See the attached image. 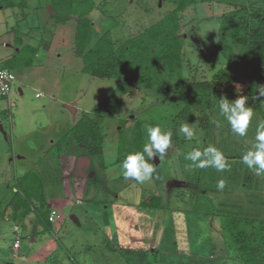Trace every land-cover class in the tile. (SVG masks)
I'll return each mask as SVG.
<instances>
[{
  "label": "rangeland",
  "instance_id": "rangeland-1",
  "mask_svg": "<svg viewBox=\"0 0 264 264\" xmlns=\"http://www.w3.org/2000/svg\"><path fill=\"white\" fill-rule=\"evenodd\" d=\"M172 1L94 0L96 7L88 14L92 26L88 47L105 31L110 32L115 46L122 44L171 11ZM26 2L24 18L19 9H0V62L22 45L30 44L37 49L30 65L13 70L16 80L9 93L10 104L0 98V264H50V261L128 264L127 259L131 264H157L149 253L154 248L161 254L176 252L177 261L180 256L186 255L188 259L198 253L205 258L204 264L220 261L221 230L227 216H236L238 227L245 229L250 227L251 220L256 224L264 219V175L253 173L241 159L255 142L257 124L264 120V99L248 97L246 103L253 108L254 116L247 135L239 137L219 114L216 95L202 101L190 99L185 89L174 84L180 78L214 83L222 76V86L228 90L226 95L235 100L242 87L232 84L224 73L227 72V58L222 52L225 48L217 44L221 17L234 6L248 2L264 8V0H195L181 12L178 31L183 38L181 62L159 68L162 81L169 86L164 94L155 84L149 88L136 83L120 88L122 79L97 78L82 72L84 51L74 45L77 20L54 25L47 0ZM228 45L229 57L240 49L234 40L227 39ZM38 92L42 95L37 97ZM208 99L210 108L206 104ZM101 102L105 103L102 105L105 109L92 112ZM82 113L98 122L103 138V153L97 158L76 146L73 138H78L77 135L67 136L72 154L78 152L84 159L78 161L86 167L89 164L86 171L70 169L69 191L73 196L82 191L79 199H86L81 204L70 200V205L59 212L54 209L58 219L53 222V233L32 221L31 215L35 213L30 206L29 220L20 226L18 234L13 233L16 222L10 216L3 217L8 200L18 198L12 188L24 173L31 172L33 177L48 178V192H53L51 179L57 175H42L44 167L47 164L55 167L58 162L55 143L70 132ZM135 120L172 132L173 141L163 157L149 161L156 173L142 184L126 180L121 169L125 156L134 150ZM183 123L194 128L196 134L192 140L178 133ZM209 144L225 154L228 170L194 168L185 158L193 148L202 150ZM72 161L75 162L73 158L67 160L71 167ZM92 162L95 165H90ZM220 179L225 181L222 190L216 187ZM195 182L202 193L198 194L190 184ZM90 194L95 196L96 204L90 200L92 197L87 199L86 195ZM152 195L161 197L164 208L139 207L140 202H147ZM71 215L75 218L71 219ZM116 218L122 219L120 224L136 223L143 235L131 236L129 230L116 223ZM186 224L190 248L175 250L173 245L181 246V239L186 242ZM34 226L37 233L31 241L29 234ZM16 235L21 239L19 247L14 249ZM47 239L54 249L45 257L40 256L37 253ZM137 240L144 247L134 245ZM211 241L215 243L216 256L208 254ZM152 242L157 246L151 245ZM144 253L145 259L140 262Z\"/></svg>",
  "mask_w": 264,
  "mask_h": 264
},
{
  "label": "trees",
  "instance_id": "trees-1",
  "mask_svg": "<svg viewBox=\"0 0 264 264\" xmlns=\"http://www.w3.org/2000/svg\"><path fill=\"white\" fill-rule=\"evenodd\" d=\"M194 1L173 0L174 8L171 11L118 46L113 44L110 32L105 31L89 47L92 26L88 14L96 7L94 0H47V3L54 25L65 24L73 19L77 20L74 45L81 52L84 51L81 58L83 62L82 72L97 78L122 79L120 88L129 87L135 83L149 88L155 84L156 88L164 94L168 85L162 81L159 68L161 65L170 67L175 64L179 65L181 62L183 38L178 32L180 13L192 5ZM26 8V0H0L1 10L19 9L23 14ZM218 34V47L225 48L222 52L227 58V72L224 73L230 77L232 84L241 85L242 88L238 90V95H245L253 99L257 95V90L264 86V8L253 5V2L234 6L232 10L222 15ZM227 39L236 41L240 47L238 52L231 57L227 54L229 51ZM36 53L35 47L25 44L6 60L0 62V65L13 71L21 65H30L32 57ZM222 84L221 76L214 83L208 81L193 82L180 78L174 86L185 89L186 96L190 99L197 98L202 101L211 95H216L217 101L222 96H227L230 99L231 95H226L228 90L224 89ZM258 99H264V97ZM210 103L211 101L209 102L208 99L206 103L208 108H210ZM102 105L105 103L101 102L94 106L92 112L97 113L105 109ZM146 124L150 125V123L142 120H135L134 122L133 152L142 150L143 144L147 141ZM69 131L65 137L58 140L57 145H61L69 134H74L78 136V138H73L76 146L85 150L87 155L97 158L102 155L103 138L99 124L92 120L87 113H82ZM36 177H33L31 172H26L20 178L21 180L16 182L12 189L18 198L8 200L5 212L9 207L11 210L9 216L18 223L30 212L31 206L36 219L48 230L51 225L48 220L50 208L44 195L43 182ZM199 181L200 178L198 177L197 182L199 183ZM197 182L190 184L195 186L196 192L200 194L202 192ZM139 207L157 210L164 208L159 195H152L147 202H140ZM238 222L239 219L234 215L224 219V226L230 237L228 240L231 241L237 254V258L234 259L240 260L243 264H259V262L264 264V219L256 224H252L251 220V225L247 229L239 228ZM121 225L124 226L125 224ZM126 225L129 227L137 226L136 223ZM187 228L186 224V242L180 237L182 241L181 250L190 248L188 247L190 243L188 242L189 231ZM134 234L138 237L143 235L137 230V227ZM228 240L223 238L226 244L229 242ZM135 243L142 247L145 245L139 240ZM173 247L178 250L179 245H173ZM209 249L208 254H216L212 243ZM213 251H215L214 254H212ZM145 253L140 258V262L145 259ZM149 253L153 256L154 262H158L157 264H190L192 261H196L197 264H204L206 261L204 257L198 256L202 253L194 254L195 259H187L188 256L186 257V255L180 256L179 261L175 259L178 254H161L157 248L150 250ZM127 262L131 264L130 259H127ZM50 264H56V262L50 261Z\"/></svg>",
  "mask_w": 264,
  "mask_h": 264
},
{
  "label": "clouds",
  "instance_id": "clouds-1",
  "mask_svg": "<svg viewBox=\"0 0 264 264\" xmlns=\"http://www.w3.org/2000/svg\"><path fill=\"white\" fill-rule=\"evenodd\" d=\"M261 97H264V86L257 90V95L253 99ZM248 99L245 95H238L235 100H230L227 96L218 99L219 114L230 125L231 131L239 137L247 135L249 124L254 116L253 108L246 103ZM145 130L147 141L143 144L142 150L128 153L121 163L123 177L141 184L151 180L156 173V168L149 161L163 157L173 143L172 132L162 130L159 125L146 124ZM178 133L183 134L187 140H192L196 134L189 123L181 124ZM185 158L191 161L192 167L198 169L212 167L217 172H223L230 168L225 154L211 144L203 147L202 150L193 148ZM241 159L253 173L264 175V120L257 124L255 142L243 153ZM216 187L222 190L225 187V181L220 179Z\"/></svg>",
  "mask_w": 264,
  "mask_h": 264
},
{
  "label": "crops",
  "instance_id": "crops-1",
  "mask_svg": "<svg viewBox=\"0 0 264 264\" xmlns=\"http://www.w3.org/2000/svg\"><path fill=\"white\" fill-rule=\"evenodd\" d=\"M21 90V89H19ZM54 141L51 140V143H53ZM58 140L56 141L55 144H57ZM69 141H68V138L65 139V141L61 144V145H57V151L56 152V157H57V160L58 162L55 163V167H50V165H46L44 167V171L42 175L44 176H49V174L55 176L57 175V177H53L51 179V187L53 188V192L51 194H49L48 192V183H49V179H41L42 182H43V185H44V195H45V198L46 200L48 201V207L50 208V212L51 210H56L59 212V209L60 208H63L64 206L66 205H70L71 201L73 200L75 204H81V202L83 200H85L86 198H83V199H79L81 197V192L77 193L75 191V188H74V191L76 192V196H73V193H71V191H69L70 189V175H69V171L70 169H78L79 171H82V170H87L89 168V164L86 166H83V162L82 161H78L79 160H84L82 155H80L78 152L74 154H72V152L70 151V147L68 145ZM22 158V157H20ZM74 159V161H72V166H70V163H67V160L71 161V159ZM90 165H95L93 162L90 164ZM86 167V168H85ZM85 170V171H86ZM54 173V174H53ZM41 175V176H42ZM94 186H91V188H93ZM81 189V188H80ZM14 191V189H13ZM73 191V192H74ZM75 192H74V195H75ZM76 197V198H75ZM87 199L89 200L90 197H92L90 200H92L95 204L97 203L96 199H95V196L90 194V195H86ZM79 199V200H77ZM71 200V201H70ZM76 201V202H75ZM73 203V204H74ZM53 204L55 205V207H53ZM233 206V205H232ZM10 208L8 207L6 209V213H4L3 217L4 218H8L9 214H10ZM30 213V212H29ZM27 214L23 217V219L21 220V222H18V223H15L13 225V233H16L18 234V231H19V228L20 226L22 227L24 225V221L25 220H29V217H30V214ZM50 214V213H49ZM71 219H74V215H71L70 217ZM121 218V217H120ZM31 219L32 221H36L37 223L40 224V222L36 219V216L34 215H31ZM122 219L119 220V218H116L115 221L116 223L120 224ZM50 222V221H49ZM51 225H50V229H48L50 232L53 233V230H52V227H53V223L50 222ZM121 224H127L126 222L124 223H121ZM123 228H126L127 230H129V234L132 236V235H135V230H136V227L135 226H123L121 225ZM223 224V223H222ZM42 225V224H41ZM16 228V229H15ZM35 226L33 227L32 229V232L29 234L30 238H31V241L33 240V235L34 233L37 231H35ZM57 228V227H56ZM222 231V234H221V237H222V249L220 250L221 251V258H220V261L219 260H216L215 263L213 261H211V264H243V262H241L240 260H235L234 258H237V254H236V251L234 250V247L231 243L230 240V237H229V234L227 232V230L225 229V226H223V230ZM118 234V233H116ZM17 236V235H16ZM15 236V237H16ZM19 236V235H18ZM19 238L21 239V237L19 236ZM223 238H226L229 242L226 244L225 241H223ZM15 240V238H14ZM14 240H13V243H14ZM13 243H12V248H13ZM212 245L214 246V242L211 241ZM138 245V243H136ZM52 242L47 239L46 241H44L43 245H41L40 247V250L39 252L37 253L38 255L40 256H46L49 254V251H51L52 249H54L52 247ZM134 245H135V242H134ZM151 245L153 246H157V243L155 242H152ZM228 246V248H227ZM150 247V246H149ZM176 247V246H175ZM175 247H173L175 249ZM146 248V247H145ZM178 249H181V246H179ZM228 249V251H227ZM176 250V249H175ZM215 251L212 252V254H214ZM165 254H168V253H165ZM173 254H177L176 252L173 253ZM213 256V255H212ZM216 256V255H214ZM259 264H263V262H259Z\"/></svg>",
  "mask_w": 264,
  "mask_h": 264
},
{
  "label": "built area",
  "instance_id": "built-area-1",
  "mask_svg": "<svg viewBox=\"0 0 264 264\" xmlns=\"http://www.w3.org/2000/svg\"><path fill=\"white\" fill-rule=\"evenodd\" d=\"M15 80L16 77L14 72L0 65V97L7 99L9 104H10L9 93ZM41 95L42 94L40 92L36 93L37 97ZM56 218L58 219V213L55 210H51L48 220L53 223L55 222ZM19 243H20V238L17 235L13 243V248L17 249L19 247Z\"/></svg>",
  "mask_w": 264,
  "mask_h": 264
},
{
  "label": "water",
  "instance_id": "water-1",
  "mask_svg": "<svg viewBox=\"0 0 264 264\" xmlns=\"http://www.w3.org/2000/svg\"><path fill=\"white\" fill-rule=\"evenodd\" d=\"M0 128H1V125H0Z\"/></svg>",
  "mask_w": 264,
  "mask_h": 264
}]
</instances>
